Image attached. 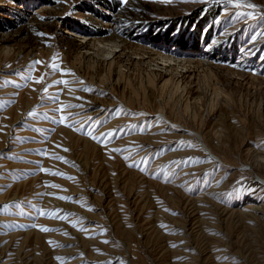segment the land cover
Here are the masks:
<instances>
[{"label": "rangeland", "instance_id": "1", "mask_svg": "<svg viewBox=\"0 0 264 264\" xmlns=\"http://www.w3.org/2000/svg\"><path fill=\"white\" fill-rule=\"evenodd\" d=\"M238 2L0 0V264H264V0Z\"/></svg>", "mask_w": 264, "mask_h": 264}, {"label": "snow or ice", "instance_id": "2", "mask_svg": "<svg viewBox=\"0 0 264 264\" xmlns=\"http://www.w3.org/2000/svg\"><path fill=\"white\" fill-rule=\"evenodd\" d=\"M233 6L235 7H240L241 5L239 4L238 0H232ZM247 7L251 8L254 7V5H247ZM36 63H41L40 61H37ZM53 70H55V65H53ZM37 83H39L40 81H36ZM57 83H67L66 81H58ZM45 91H47V89H45ZM29 115H32V113H30ZM54 175H56L57 173H52ZM42 231H50L51 229H47V228H43L41 229Z\"/></svg>", "mask_w": 264, "mask_h": 264}, {"label": "bare ground", "instance_id": "3", "mask_svg": "<svg viewBox=\"0 0 264 264\" xmlns=\"http://www.w3.org/2000/svg\"><path fill=\"white\" fill-rule=\"evenodd\" d=\"M170 52V51H169ZM167 56V55H166ZM168 58H167V60H170V61H173V59H174V57L176 58L177 57V55L176 54H170V56H167ZM183 59V58H182ZM181 62H183L182 60H178V64L180 65L181 64ZM201 137V136H200ZM201 140H202V137H201ZM200 142H202L203 143V140L202 141H200ZM204 144V143H203ZM204 146H206V145H204ZM207 147V146H206ZM260 181V180H259ZM261 183H264L263 181H261Z\"/></svg>", "mask_w": 264, "mask_h": 264}]
</instances>
